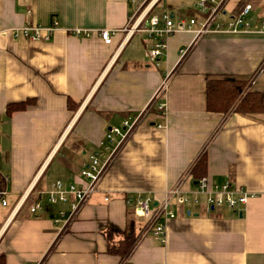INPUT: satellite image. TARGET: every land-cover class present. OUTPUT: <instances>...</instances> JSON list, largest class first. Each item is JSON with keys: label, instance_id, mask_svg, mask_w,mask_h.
Returning <instances> with one entry per match:
<instances>
[{"label": "crops", "instance_id": "0c3cea01", "mask_svg": "<svg viewBox=\"0 0 264 264\" xmlns=\"http://www.w3.org/2000/svg\"><path fill=\"white\" fill-rule=\"evenodd\" d=\"M143 2L0 0V264H264V112L205 110L207 80L245 81L246 91L264 95V0H225V21L251 5L250 29L193 44L191 34H174L159 66L146 55L145 35L127 32L134 6ZM196 2L172 0L162 13L174 20L197 17ZM53 23L57 29L48 41L10 33ZM75 29L90 36L75 37ZM100 30L117 31L110 44ZM188 45L178 62V50ZM166 74L158 100L166 115L154 107L145 112ZM27 100L33 104L7 112ZM139 116L124 141L107 138L111 128ZM93 154L109 164L66 224L59 213H70L71 198L49 204L46 195L57 181L84 187L80 171ZM202 155L209 181L232 183L254 197L246 207L210 212L203 197L199 206L172 201L165 236L139 240L144 221L126 199L160 200L189 169L184 190L195 191L192 169ZM34 205L41 208L31 213ZM129 230L136 243L127 259L109 255L108 233Z\"/></svg>", "mask_w": 264, "mask_h": 264}, {"label": "built area", "instance_id": "2783aa9c", "mask_svg": "<svg viewBox=\"0 0 264 264\" xmlns=\"http://www.w3.org/2000/svg\"><path fill=\"white\" fill-rule=\"evenodd\" d=\"M129 1L132 4L136 3V0ZM147 2L148 4L143 7ZM157 2L158 0H145L143 5L139 7L134 6V10L128 18L127 28V32L130 35L136 33L145 35L148 41L146 55L156 66H159V60L167 48L169 37L174 34H191V43L193 44L207 35L237 34L243 30L250 29L247 16L251 10V5H246L238 15L225 21L222 19L225 0H197L194 4V8L198 13L197 17L174 20L169 13L163 12L156 15L152 12L151 9ZM260 24L261 28L259 32L264 33V19L261 20ZM56 29V23L48 27L25 24L12 28L10 33L14 38L23 37L31 42H37L48 41ZM116 32V30H100L98 31V35L103 43L108 45ZM70 33L75 37L81 38H88L90 36V32L79 29L72 30ZM190 48L191 46L188 45L178 50V62H181L186 57ZM169 76V74H166L155 94L150 98L149 104L144 110L145 112L154 107L159 115H166L165 105L158 100L167 88ZM140 118L139 116L133 121H124L121 129L111 128L107 134V138L111 139L113 135H116L120 141H124L140 123ZM156 128L160 129L163 126L156 124ZM109 161L110 159H106L103 163H100V155H91L86 167L80 171V175L88 181L82 188H76L71 185L63 187V184L59 181L50 186L46 195L47 203L65 202L68 197L71 198L70 213H59V217L64 219L65 223L71 221L75 213L95 191L96 185L103 176ZM189 175L190 169L179 178L171 189L163 192L160 200H155L154 197L150 196H137L126 199L128 207L144 221L138 235L139 240L148 237L158 239L165 236L166 222L168 219L174 218V214L170 210V203L172 201H175L179 206L187 203L199 206V198L203 197L205 199L203 209L206 212H210L220 207L229 210L246 207L249 199L254 197L248 190L237 187L232 183L215 184L209 181L207 177L197 181L195 191H186L184 190V185L190 181L191 177ZM4 204L5 202L3 201ZM40 208L39 205L31 206L30 212L35 213ZM58 221L56 220V222Z\"/></svg>", "mask_w": 264, "mask_h": 264}, {"label": "trees", "instance_id": "16d2710c", "mask_svg": "<svg viewBox=\"0 0 264 264\" xmlns=\"http://www.w3.org/2000/svg\"><path fill=\"white\" fill-rule=\"evenodd\" d=\"M247 82L225 79V80H207L205 85V110L209 113L224 114L232 110L243 115H257L264 112V95L258 92L246 91ZM33 104L32 100L23 103L9 105L7 112L23 110L26 106ZM206 159L202 155L192 169L193 180L198 181L206 176ZM4 188V180L0 176V194ZM114 236L119 237L118 241ZM136 243V237L133 231H123L108 233L107 235V253L117 256L122 260L132 252Z\"/></svg>", "mask_w": 264, "mask_h": 264}, {"label": "rangeland", "instance_id": "374dc122", "mask_svg": "<svg viewBox=\"0 0 264 264\" xmlns=\"http://www.w3.org/2000/svg\"><path fill=\"white\" fill-rule=\"evenodd\" d=\"M171 1L172 0H162V1L158 0V2L152 7V9H151L152 12L154 11L153 12L154 14L159 15L162 13V11H167L170 8ZM143 4H144V2L141 5H143ZM147 4H148V2L145 3L143 7H145ZM137 7H139V6H137ZM216 210L219 211V208H216Z\"/></svg>", "mask_w": 264, "mask_h": 264}, {"label": "water", "instance_id": "95a60500", "mask_svg": "<svg viewBox=\"0 0 264 264\" xmlns=\"http://www.w3.org/2000/svg\"><path fill=\"white\" fill-rule=\"evenodd\" d=\"M193 185H197V182H193ZM187 214H189V213L187 212Z\"/></svg>", "mask_w": 264, "mask_h": 264}]
</instances>
